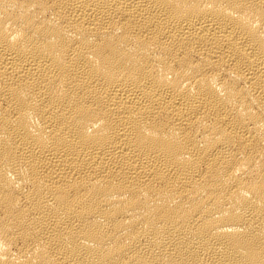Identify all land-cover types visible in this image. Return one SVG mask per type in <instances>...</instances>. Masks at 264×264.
<instances>
[{"label":"bare ground","instance_id":"bare-ground-1","mask_svg":"<svg viewBox=\"0 0 264 264\" xmlns=\"http://www.w3.org/2000/svg\"><path fill=\"white\" fill-rule=\"evenodd\" d=\"M0 264H264V0H0Z\"/></svg>","mask_w":264,"mask_h":264}]
</instances>
